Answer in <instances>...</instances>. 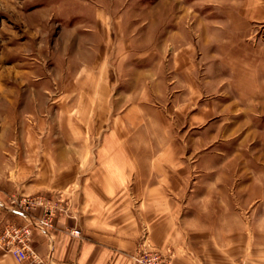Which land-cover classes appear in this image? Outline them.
<instances>
[{"label":"rangeland","instance_id":"obj_1","mask_svg":"<svg viewBox=\"0 0 264 264\" xmlns=\"http://www.w3.org/2000/svg\"><path fill=\"white\" fill-rule=\"evenodd\" d=\"M109 99L183 219L264 239V0H0V174L96 146Z\"/></svg>","mask_w":264,"mask_h":264},{"label":"crops","instance_id":"obj_2","mask_svg":"<svg viewBox=\"0 0 264 264\" xmlns=\"http://www.w3.org/2000/svg\"><path fill=\"white\" fill-rule=\"evenodd\" d=\"M112 78L108 74L106 80ZM91 96L110 97L111 90L96 89ZM94 107L97 112L99 106ZM107 111L106 121L86 123L103 129L96 146L89 148L92 137L82 132L75 151L67 146L56 153L18 156L25 163L10 176L0 174V264H22L3 248L2 238L5 231L25 226L33 252L54 264H133L140 248L158 251L171 264H264V239L247 236L243 228L203 229L183 219L172 195L182 188L178 171L165 170L140 153V143L127 135L128 125L112 115L110 99ZM23 197L59 200L46 233L31 224L38 223L41 208L26 217L16 211Z\"/></svg>","mask_w":264,"mask_h":264},{"label":"built area","instance_id":"obj_3","mask_svg":"<svg viewBox=\"0 0 264 264\" xmlns=\"http://www.w3.org/2000/svg\"><path fill=\"white\" fill-rule=\"evenodd\" d=\"M21 207L16 210L21 216L26 217L27 213L35 208H41L42 213L37 226L40 231L46 233L53 225L55 210L59 206V200L49 203L40 197H23L18 202ZM73 236L78 237L79 231L72 230ZM3 248L9 252L18 262L22 264H54L51 260H43L38 257L31 247V230L28 227L11 228L3 234ZM133 264H171L169 257L161 255L154 250L140 248L135 255L132 256Z\"/></svg>","mask_w":264,"mask_h":264}]
</instances>
